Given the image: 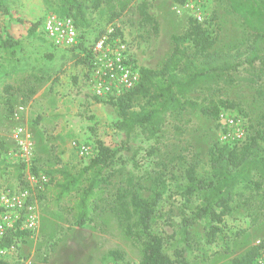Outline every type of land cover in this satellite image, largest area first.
<instances>
[{"label":"rangeland","instance_id":"1","mask_svg":"<svg viewBox=\"0 0 264 264\" xmlns=\"http://www.w3.org/2000/svg\"><path fill=\"white\" fill-rule=\"evenodd\" d=\"M82 1L89 6L87 24H80L78 32L91 43L100 32L110 35L114 31L115 37L110 41L126 44L136 69L159 67L171 51V36L182 32L191 17L209 29L213 50L243 51L252 38L227 0H186L183 5L172 0H130L114 19L105 3L95 8L90 0ZM141 6L155 24L142 19ZM50 13L65 15L61 0H10L9 13L0 15V34L4 29L16 42L13 51L0 52L1 140L12 148V128L16 124L24 126L32 134L36 164L41 170L48 169L49 162H53L52 147L63 163L77 170L87 158L79 157L71 143L78 141L94 147L100 141L118 149L119 158L112 169H123L140 177V187L128 188L125 177L115 172L101 187L104 200L100 206L104 209L82 226L75 225L65 209L53 206L45 194L37 203V229L6 259L18 264H103L107 253L114 251L122 257L105 264H139L141 246L127 233L134 231L137 224L132 194L151 198L152 179L162 174L166 189L161 204L169 212L172 223L163 229L177 239L181 217L188 215L198 203L194 196L181 197L175 187L176 183H185L182 169L186 164L197 163L198 171H203L207 169V152L212 144L239 146L254 131L264 128V77L257 84L239 82L215 93L233 104L231 109L221 110L217 119L189 110L168 115L159 152L153 154L154 141L146 139L139 128L128 136L114 128L115 109L93 98L89 68L78 58V51L55 48L40 31L31 29L35 21ZM202 96L193 95L198 100ZM7 104L11 111L24 107L18 121L8 116ZM160 161L166 162V168ZM16 184L15 173L8 168L0 177V188H12ZM239 190L232 211L224 218V235L229 237L240 229L245 232L230 241L220 235L208 244L205 222H198L190 229L196 246L185 252L189 264H230L232 258L264 240V187ZM226 244L228 252L224 250Z\"/></svg>","mask_w":264,"mask_h":264},{"label":"trees","instance_id":"2","mask_svg":"<svg viewBox=\"0 0 264 264\" xmlns=\"http://www.w3.org/2000/svg\"><path fill=\"white\" fill-rule=\"evenodd\" d=\"M61 1L65 8V15L61 17H71L77 30L80 24H87L88 5L82 0ZM172 1L178 5L186 2ZM129 2L130 0H90L95 8L105 3L111 19L118 17ZM227 2L251 32L252 38L245 49L235 52L213 50V37L209 29L196 18H188L184 30L171 36V51L159 67H138L137 84L118 96L106 99L93 97L96 102L110 104L115 109L117 120L113 126L116 130L128 136L135 128H139L146 139L154 141L151 151L156 154L159 152L158 144L168 115L189 110L217 119L221 110L231 109L233 104L215 93L239 82L257 84L264 77V0ZM9 5L10 0H0V15L6 16L9 13ZM140 15L144 21L155 24V20L143 6ZM43 19L44 17L33 23L31 29L34 32L40 31ZM2 32L0 52L2 49L13 51L15 40L4 33V29ZM78 34V44L69 50H77L78 58L90 68L91 46L97 39L87 43L83 35L80 32ZM102 34L100 32L96 38ZM113 37L114 31L109 39ZM2 76L3 71H0V82ZM193 95L203 96L198 100ZM7 110L10 117L13 111L8 104ZM9 149L5 141L0 139V177L9 168L15 173L17 184H21L24 165L9 160ZM50 153L53 162H49L48 169H39L37 158L33 161L32 170L41 171L49 178L37 197L41 199L46 194L53 206L59 210L65 209L70 214L77 226L92 221L95 214L104 209L100 206V202L104 200L101 187L108 183L115 172L125 177L128 188L140 187V177L123 169H112L119 158L118 149H111L100 141L93 147V156L77 170L63 163L54 152V147ZM207 155V169L198 171L197 163L186 164L181 174L185 183L175 184L181 197L194 196L198 200L189 214L181 217L177 239L174 234L168 235L163 229L165 226L171 227L172 223L169 212L161 204L166 189V180L162 174L152 179L154 193L151 198L144 199L132 194L131 202L137 210V224L134 231L127 233L141 246L139 264H189L185 252L196 246L190 229L201 221L205 222L208 244L213 243L220 235L230 241L245 232V229H240L227 237L224 235V218L232 211L234 198L240 195V187L253 190L264 187V128L254 131L239 146L212 144ZM160 162L166 168V162ZM29 234L28 231L9 234L0 241V248L16 245L15 237L23 242V237ZM263 244L264 240H261L260 245H254L241 256L232 258L230 264H251ZM224 250L229 251L228 244ZM6 255L0 256V264H18L8 261ZM121 257L120 253L109 251L102 262L105 264Z\"/></svg>","mask_w":264,"mask_h":264},{"label":"built area","instance_id":"3","mask_svg":"<svg viewBox=\"0 0 264 264\" xmlns=\"http://www.w3.org/2000/svg\"><path fill=\"white\" fill-rule=\"evenodd\" d=\"M40 33L55 48H71L78 44L79 34L71 17H61L47 14L43 19ZM112 30L109 31L111 33ZM109 35L100 36L91 46L92 58L90 59L89 83L92 96L108 98L118 96L133 88L139 79L138 71L131 61L126 44L119 40L110 41ZM23 106H18L11 113L14 121L20 119ZM11 139L14 146L7 152L11 161L24 165L22 183L15 187L0 190V241L9 234L16 232L30 233L23 237L31 236L38 225L37 195L43 191L49 178L41 171H33L35 144L31 132L24 126L16 124L11 130ZM72 147L81 158L93 156V147L88 144L73 141ZM16 245L9 248H0V256L13 252L19 245V237H15ZM257 241L256 245H260ZM251 264H264V244Z\"/></svg>","mask_w":264,"mask_h":264},{"label":"crops","instance_id":"4","mask_svg":"<svg viewBox=\"0 0 264 264\" xmlns=\"http://www.w3.org/2000/svg\"><path fill=\"white\" fill-rule=\"evenodd\" d=\"M52 100H53V98H52ZM0 118H3L2 116H0ZM0 139H1V137H0ZM6 144V143H5Z\"/></svg>","mask_w":264,"mask_h":264}]
</instances>
